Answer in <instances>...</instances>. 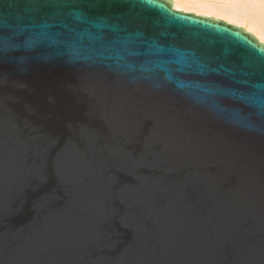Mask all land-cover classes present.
Here are the masks:
<instances>
[{"label":"water","instance_id":"obj_1","mask_svg":"<svg viewBox=\"0 0 264 264\" xmlns=\"http://www.w3.org/2000/svg\"><path fill=\"white\" fill-rule=\"evenodd\" d=\"M0 264H264V44L171 0H0Z\"/></svg>","mask_w":264,"mask_h":264},{"label":"bare ground","instance_id":"obj_2","mask_svg":"<svg viewBox=\"0 0 264 264\" xmlns=\"http://www.w3.org/2000/svg\"><path fill=\"white\" fill-rule=\"evenodd\" d=\"M233 2L228 5L229 3L227 4L225 0V4L222 3L224 5H213L201 0H175L173 3L175 8H173L181 11L189 6L190 10L194 11L189 10L190 12L207 15V17L212 15L237 25H244L247 31L255 35L259 41L264 42V0H243L242 5L236 4L237 6ZM183 11L185 10L183 9Z\"/></svg>","mask_w":264,"mask_h":264},{"label":"rangeland","instance_id":"obj_3","mask_svg":"<svg viewBox=\"0 0 264 264\" xmlns=\"http://www.w3.org/2000/svg\"><path fill=\"white\" fill-rule=\"evenodd\" d=\"M174 1L175 0H171V2L172 3H174ZM197 1H200V0H197ZM201 1H203V2H205V3H210V4H213V5H224L225 4V0H215V1H209V0H201ZM227 1V4L228 5H230V3H232L233 1V4L234 5H236V4H240V5H242L241 3L243 2V0H238V1H236V0H230V2H228L229 0H226ZM236 2V3H235ZM222 3H224V4H222ZM226 4V5H227ZM237 6V5H236ZM239 6V5H238ZM174 7V6H173ZM189 6H187V7H185V8H183L185 11H183V9L181 10L182 12H189V13H193L194 11L191 9L190 10V8L191 7H189ZM240 7V6H239ZM175 8V7H174ZM176 10H178V9H176ZM193 11V12H190V11ZM193 14H198L199 15V13H193ZM200 15H202V16H207V15H203V14H200ZM208 17H212V18H215V19H219V20H223V21H225V22H227V23H229V24H233V25H235V26H238V27H240V28H243L246 32H248V33H250L251 35H253L251 32H249V31H247V29H246V27L244 26V25H237V24H235L234 22H231V21H227L226 19H223V18H217V17H215V16H212V15H210V16H208ZM256 39H257V37L255 36V35H253ZM258 40V39H257ZM259 41V40H258ZM260 43H262V44H264V42H261V41H259Z\"/></svg>","mask_w":264,"mask_h":264}]
</instances>
